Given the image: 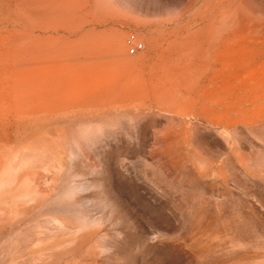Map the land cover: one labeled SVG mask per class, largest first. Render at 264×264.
<instances>
[{
	"label": "rangeland",
	"instance_id": "obj_1",
	"mask_svg": "<svg viewBox=\"0 0 264 264\" xmlns=\"http://www.w3.org/2000/svg\"><path fill=\"white\" fill-rule=\"evenodd\" d=\"M0 264H264V0H0Z\"/></svg>",
	"mask_w": 264,
	"mask_h": 264
},
{
	"label": "built area",
	"instance_id": "obj_2",
	"mask_svg": "<svg viewBox=\"0 0 264 264\" xmlns=\"http://www.w3.org/2000/svg\"><path fill=\"white\" fill-rule=\"evenodd\" d=\"M131 46L129 47V54L135 55L143 49V43L139 41L134 35L129 39Z\"/></svg>",
	"mask_w": 264,
	"mask_h": 264
}]
</instances>
